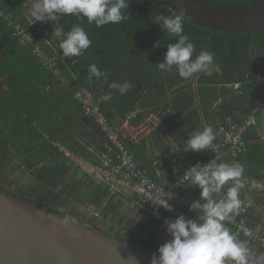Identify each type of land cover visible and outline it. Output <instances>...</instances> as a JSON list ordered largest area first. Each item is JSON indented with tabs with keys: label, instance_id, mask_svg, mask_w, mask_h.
I'll return each instance as SVG.
<instances>
[{
	"label": "crops",
	"instance_id": "crops-1",
	"mask_svg": "<svg viewBox=\"0 0 264 264\" xmlns=\"http://www.w3.org/2000/svg\"><path fill=\"white\" fill-rule=\"evenodd\" d=\"M29 17L32 18L31 15ZM50 22L56 34L61 37L62 32L58 31L55 21ZM12 60L15 66L0 73V183L12 190L32 188L38 193L46 185L37 178L36 169L44 167L50 171V185L62 191L65 201L71 203L79 213H87L89 216L98 213L100 219L108 221L106 228L111 225L109 229L116 227L124 233L133 229L143 234L150 233L152 241L160 244L171 239L166 226L151 219L134 187L113 193L108 187L97 185L92 177L74 166L48 143L46 135L60 139L74 150L81 149L95 158L106 142L105 135L94 120L84 115L75 101L73 82L47 81L51 71L45 67L43 61L31 56L27 49L22 54L13 55ZM64 62L62 57V72L69 78L74 70L64 68ZM250 68L246 62L240 63L235 70L238 72L229 71L227 66L222 67L218 72V82L214 85L200 84L201 73H198L184 79L185 88L176 92L182 84H176L175 90H172L171 85L180 81L176 76L177 70L173 67L155 76L148 87H144L132 105L137 106L136 110L140 111L133 122L139 123L146 115L156 112L169 129L166 133L154 131L139 139L129 140V145L158 182L171 186L173 177L170 161L159 158L160 164L153 165L157 151H167L175 147L185 156L182 164L193 166L197 162L208 163L213 156L210 150L199 153L182 152V145L189 138L188 134L211 126L216 135L214 142H217V125L220 121L228 116L241 121L254 105L264 99V87L246 80L248 72L256 76L264 74L263 55L256 56ZM145 78L144 72L137 77L116 73L106 79L108 88H104L102 79L100 84L99 81H94L92 85L95 98L97 100V97L102 98L111 93L112 99L106 103L114 111L116 118L120 117L117 110L123 108L121 104L124 98L132 100L136 88ZM234 81L242 82V94L229 92L226 84ZM112 82H129L132 87L121 95L119 91L109 87ZM220 96H224V101L215 106L214 103ZM191 100L194 102L188 106ZM259 130H264L262 123L258 124V129H251L248 134L250 150L238 159L246 165L252 180L251 184L241 190L240 196L250 202L264 200V139L258 134ZM228 186L230 185L225 187ZM200 191L199 188L186 187L183 192L199 198ZM221 193L216 194L217 198ZM262 213L260 210H252L246 215V220L264 234ZM228 226L233 231L232 226ZM250 245L256 251H264V247L257 243L250 241Z\"/></svg>",
	"mask_w": 264,
	"mask_h": 264
},
{
	"label": "trees",
	"instance_id": "trees-1",
	"mask_svg": "<svg viewBox=\"0 0 264 264\" xmlns=\"http://www.w3.org/2000/svg\"><path fill=\"white\" fill-rule=\"evenodd\" d=\"M199 1L214 7L227 9H264V0ZM0 3L3 9L13 11L17 18L23 20L26 24L28 23L29 27L32 26L31 32L35 35L38 32L47 29L52 36L63 40L66 33L70 31L74 25L79 24L85 29L92 44L82 56L66 58L63 57L61 52V56L65 61L62 64L63 67L66 69H73L74 71L72 72L77 73L79 76L78 82L73 81L75 88L85 85L94 91L92 85L93 82L99 81L100 84L101 79L104 88H108L106 85V79H110L113 74L123 73L137 77L139 76V73L144 72L146 78L136 88L134 98L128 100L127 97H125L124 102L121 104L123 108L119 109L118 107H115L116 109L118 108L117 112H119L120 117H124L130 111L138 109L137 106H132L134 101L143 91L145 85L149 82L152 76H158L163 72L160 69L157 71V64L164 60L167 45L171 44L173 37L167 32L162 31L161 27L153 22L159 15L158 9L160 14L164 16H169L173 13H183L174 5L167 3L160 2L158 6V3L153 0H130L129 9L125 13L127 19L119 24L110 23L102 27H97L95 23L89 24L86 18L83 17H77L74 15H64L60 17L55 21L56 26L62 31L61 37H59L52 28L50 21L36 22V24L34 21H27L26 11L22 9L21 0H0ZM183 15L184 34L189 36L190 41L195 46L194 57L201 51H209L213 53L215 64L219 66L218 72H220V68L225 66L229 68V71L233 72L237 70L240 63L243 62H246L250 68L256 56L263 55L264 57V33L233 32L222 29H215L211 32L210 27L190 20L184 13ZM176 42L177 39L174 37L173 43ZM157 44H159V47L155 46ZM24 50L26 49L12 37L11 29L8 26L7 21L0 15V73L3 70L6 71L8 67L11 68V66H15L12 56L22 54L24 53ZM30 55L33 56L31 53ZM92 64H95L101 72L105 73V75L100 79L95 77L89 79L88 69ZM60 68L62 70L61 65ZM218 72L212 70L211 73H201L199 83L209 85L216 84L218 82ZM176 76L180 81L172 84L171 88L172 90H175L176 84H182L177 90H175L177 92L185 88L186 80L181 78L178 75V72L176 73ZM249 76L251 79L257 77L256 74L252 72L249 73ZM47 78V81L57 80L52 72ZM97 101L100 103L102 110L109 116V118L116 119L114 111L110 109L105 101L98 97ZM193 102L194 101L191 100L188 106L190 104L192 105ZM130 106L132 107L127 112L126 110ZM117 118L119 117L117 116ZM56 151L58 150L56 149ZM76 151L90 157L89 154L81 149H76ZM36 172L38 176L37 178L45 183L46 187L38 193L32 192L31 194L34 193V196L6 188L1 183L0 191L5 192L6 194L13 193L14 197L21 198L30 204L39 207H48L51 212L59 213L65 217H72L79 223L89 224L94 230L114 236L116 239L126 241L130 244L140 245L142 248L158 254L159 245L155 244L151 237H147V235L145 236V234L141 232L133 231L134 229L130 232L124 233L119 229L112 228L114 230L106 232L105 226L108 221H103L100 219L99 215L89 216L87 213H79L71 203L65 201L66 197L63 196L62 191H58L54 185H50V171L41 167V169H36Z\"/></svg>",
	"mask_w": 264,
	"mask_h": 264
},
{
	"label": "clouds",
	"instance_id": "clouds-1",
	"mask_svg": "<svg viewBox=\"0 0 264 264\" xmlns=\"http://www.w3.org/2000/svg\"><path fill=\"white\" fill-rule=\"evenodd\" d=\"M129 3L130 0H34L30 8V21H56L64 15H74L86 18L89 24L95 23L97 27L110 23L119 24L127 19L125 13L129 9ZM153 22L177 39L176 43L167 45L164 60L157 64L161 71H169L175 67L183 79H189L198 73L219 71L213 53L201 51L194 57L195 46L189 36L184 34L183 13L158 15ZM91 44L88 33L77 24L66 33L59 48L63 57L72 58L82 56ZM155 46L159 47V44ZM88 73L89 79H100L105 75L95 64L89 66ZM247 74V81L254 83L251 80L255 78L251 79ZM109 87L123 95L132 85L129 82H112ZM101 99L109 101L112 94L108 93ZM188 135L189 138L182 145V152L199 153L210 150L215 153L216 135L211 126ZM243 173L244 166L241 163H218L215 158L208 163L197 162L190 166L181 176L182 181L178 185L187 184L188 187H198L201 190L199 198L188 205L190 211L197 213V216L192 219L180 214L175 219L165 220L166 231L171 239L158 248V255L152 256L151 264H264V251H256L249 240L240 238L241 232L244 237H251V230L240 225L239 231H232L227 223L233 221L242 208L240 192L246 186L242 179ZM226 185L230 186L225 187ZM221 192L224 195L217 198L216 194ZM155 205L169 210L172 208V205L169 207L165 203ZM153 214L157 215L158 209H154ZM64 222L68 224L74 221L72 217H65ZM132 259L138 264L135 257Z\"/></svg>",
	"mask_w": 264,
	"mask_h": 264
},
{
	"label": "built area",
	"instance_id": "built-area-1",
	"mask_svg": "<svg viewBox=\"0 0 264 264\" xmlns=\"http://www.w3.org/2000/svg\"><path fill=\"white\" fill-rule=\"evenodd\" d=\"M21 1L22 9L27 10L30 0ZM0 15L7 21L12 37L33 56L43 61L45 67L52 72L57 80L62 82L68 80L71 82L79 81V76L75 72H72L69 78L62 73L60 68L61 49L59 48L61 38H55L47 29L38 32L36 35L33 34L28 23L26 24L23 20L17 18L13 11L3 9L1 3ZM251 82L264 87V74L252 79ZM226 86L232 94L240 95L243 93L242 82H232L226 84ZM95 96V92L85 85H81L73 91V97L81 107L84 115L92 118L105 135L106 142L98 155L95 158L85 156L60 139L46 135L48 143L65 155L74 166L92 177L97 185L106 186L113 193H120L127 187H134L140 202L146 207L152 220L165 225V220L175 219L180 214L195 219L197 215L190 211L188 205L197 198L183 192L189 185H178L182 181L181 176L192 166L182 164L185 162V156L180 150L172 147L167 151L159 150L155 153L156 158L152 162L153 165H159L160 159L170 161L173 180L171 186H166L151 175L149 168L137 158L129 145V140L139 139L142 135L154 131L168 132L167 123L156 112L146 115L139 123H134L133 120L138 116L139 110L130 111L124 117L111 119L102 110ZM223 101L224 96H220L214 105L218 106ZM259 123L264 126V99L254 105L243 120L237 121L228 116L220 121L217 125L218 140L214 142L215 153L213 152L210 161L215 158L218 163L226 160L239 162L238 159L250 150L249 132L251 129H258ZM258 134L264 139V130H259ZM242 165L244 166L242 179L245 185H249L252 183L251 176L246 165ZM223 195L224 193H221L218 198ZM240 198L242 208L239 215L233 221L227 223L232 226L233 231H239L240 225L246 226L251 230L252 236L245 238L264 247V234L257 231L246 220V215L250 211L260 210L263 212L261 220L264 223V200L250 202L241 196ZM157 203H165L169 207L172 205V208L169 210L163 206L155 205ZM154 209H158L157 215L153 214ZM96 215L99 214L96 213ZM240 237H244L242 232Z\"/></svg>",
	"mask_w": 264,
	"mask_h": 264
},
{
	"label": "water",
	"instance_id": "water-1",
	"mask_svg": "<svg viewBox=\"0 0 264 264\" xmlns=\"http://www.w3.org/2000/svg\"><path fill=\"white\" fill-rule=\"evenodd\" d=\"M153 1L158 6L160 2L174 5L190 20L210 27L211 32L264 33V9H227L199 0ZM64 221L65 216L48 207L0 191V264H135L132 257L138 264H151L152 256L158 255L94 230L89 224Z\"/></svg>",
	"mask_w": 264,
	"mask_h": 264
},
{
	"label": "rangeland",
	"instance_id": "rangeland-1",
	"mask_svg": "<svg viewBox=\"0 0 264 264\" xmlns=\"http://www.w3.org/2000/svg\"><path fill=\"white\" fill-rule=\"evenodd\" d=\"M34 2V0H30L29 1V8L27 9V10H25L26 11V16H27V21H30V7H31V4ZM29 10V11H28ZM28 11V12H27ZM58 29V31L60 32L61 31V29H59V28H57ZM62 32V31H61ZM56 33V32H55ZM61 58H62V56H61ZM61 61V60H60ZM69 146V145H68ZM70 147V146H69ZM18 191H20V192H22L23 194H30V195H32V196H34V193L33 194H31L32 193V191H33V189L32 188H28V190L27 189H23V190H18ZM33 192H35V191H33ZM115 221H117V218H116V220ZM114 221V222H115ZM114 225V224H113ZM110 227H111V225H110ZM109 227V228H110ZM116 228V227H115ZM137 230V229H136ZM137 232V231H136ZM147 235V237H152L151 235H150V233H147V234H145V236Z\"/></svg>",
	"mask_w": 264,
	"mask_h": 264
},
{
	"label": "flooded vegetation",
	"instance_id": "flooded-vegetation-1",
	"mask_svg": "<svg viewBox=\"0 0 264 264\" xmlns=\"http://www.w3.org/2000/svg\"><path fill=\"white\" fill-rule=\"evenodd\" d=\"M35 190L37 191V189H35ZM15 191H17V190H15ZM37 192H38V191H37ZM34 193H35V192H34ZM110 230H114V229H112V228H111V229H108V228L105 227V231H106V232H109ZM154 243L157 244V245H159V247L162 245V244L157 243V242H154Z\"/></svg>",
	"mask_w": 264,
	"mask_h": 264
}]
</instances>
